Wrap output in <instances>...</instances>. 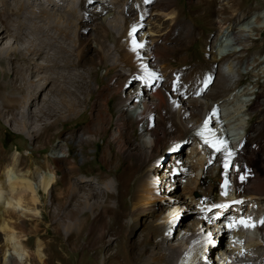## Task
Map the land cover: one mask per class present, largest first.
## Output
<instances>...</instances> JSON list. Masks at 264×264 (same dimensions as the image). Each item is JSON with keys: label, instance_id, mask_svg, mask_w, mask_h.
Returning a JSON list of instances; mask_svg holds the SVG:
<instances>
[{"label": "bare ground", "instance_id": "6f19581e", "mask_svg": "<svg viewBox=\"0 0 264 264\" xmlns=\"http://www.w3.org/2000/svg\"><path fill=\"white\" fill-rule=\"evenodd\" d=\"M49 1H52V4H45L42 0H36L34 7L24 9L19 0H0V4H2L0 14L3 15V18L16 23L17 29L23 31V26L19 24V20L27 15L40 17V8L45 13L64 14L66 12V7L56 6L62 4L60 0ZM105 1L81 0L80 3L84 13L87 10L86 8H91L97 13L96 16L98 15V18L102 20L106 17V12L110 13L111 11V6ZM175 1L144 0L141 7L138 5L131 7L124 13L126 17L121 18L118 22L116 21L117 24L113 26L114 28L112 27L116 41H119L120 36L126 32L131 38L134 34L133 29H136L137 25H155L158 28L154 21L161 15L153 11V7L156 6L162 11L160 14L167 10L164 15L169 16V21L173 25H178L182 18H184L183 20H189L190 18L179 15V9L173 8ZM199 3L200 6L192 11L195 14L192 21L199 19L204 27L214 29L215 34L206 35L201 30L192 32L190 20L186 23L183 21L185 23L183 27L184 35L192 40L199 39L200 52L193 61V55L186 56L183 59V61L189 62L183 77L179 75L180 72H174L173 77L169 78L166 77L163 71L167 72V67L170 69L172 65L169 62L168 64L162 62L165 61L167 51L174 48L170 45L168 47L169 43L166 45L165 42H160V39L163 40V35H161L162 33L156 34L159 30H152L153 26L148 27V31H155L154 35H158L157 37H149L150 40L145 45V50L149 53L143 59L141 58L142 63L147 65L148 69H143L145 66L140 69V75L133 78V84L128 90L129 92L134 90L137 94L141 87L140 83H143L151 95V101L146 103L145 100L140 99V103H138L130 98L120 100L118 104L120 112L115 120L117 130L113 134L114 139L118 140L117 144L122 139L120 133L123 129H125V135H129L130 119H132L133 113L129 112L128 114L124 108L136 106L138 119L140 121L145 119L139 124L140 141L131 142L130 145L133 149L124 153L126 155L131 154L139 161H145L153 155L155 150L161 147L164 153L160 164H165L168 160V151H164V149L166 150L165 143L173 142L175 156L178 157L175 164H183L184 154L191 151L196 154L202 151L206 162L209 163L208 166H205L206 171L214 176L221 175L220 181H222V184L219 187L221 200L215 206L206 204L203 208H199L200 210L196 211L197 223L201 222L202 224L189 235H181L182 227L180 228L179 224L182 220L180 219L185 213H188V209L183 206V202H179L180 200L177 199L180 196L179 194L184 193L186 196L191 197L194 191H201L200 200H206L212 189L207 186V189L201 190V185L204 182V178L200 177L201 173L199 176V173L193 175L191 172V178L181 180L180 175L182 172H180V168L172 164V169H168L170 172L168 173L169 177L163 176L162 178L171 181V183L166 184L169 187L168 192L175 194V196L168 197L169 202L165 209L167 214L163 215H169V218H173V225L166 226V221L169 218L164 217L159 225H152L150 229L147 226H143L144 228L138 230L136 227L130 228L128 238L132 239V235L135 233L134 240L148 244V236H160L167 229L169 236L172 233L176 235L177 239L166 240L168 246H161V243L157 242L160 246L156 245L155 250L149 249L147 256L143 258L141 263V260H137L138 263L192 264L196 261L200 262L202 259L206 260L204 252L210 253V249L214 246L217 247L218 235L212 233L211 230L220 229L215 223H223L228 226L229 232L232 234L229 235L228 233L230 245H228L227 251H224L223 248H215V251L219 250V256L224 259L226 256L229 257V254L231 259L233 258L231 261L240 262L241 264H264V223H261L264 220V79L258 83L257 89L253 90V97H250L247 101H242L240 93H247L249 89L244 88L242 91L236 92L233 91L232 86L240 80L236 78L239 71L242 68L246 69L249 64L257 62L259 58L256 56L249 58L248 55L244 57V52L247 50L248 44L256 40L261 34L264 20H262L263 24L258 25L256 23V26L248 28L242 22L244 14L238 11L235 0H199ZM11 12L16 13L18 18H10L9 14ZM256 18H260V16L257 15ZM96 20L97 18L94 19V21ZM28 26L32 29L38 28L36 22H29ZM5 27L9 26L5 25ZM250 30H254L255 33L251 34ZM26 32H24L25 35L22 40H11L12 38L16 39L15 32L14 35L11 34L12 32L5 33L7 36L4 35V39H10L11 44L17 41V43L28 44V47L31 48L24 50L26 51L25 54L22 52L25 57L24 61L16 69L2 64L4 60H7L6 55L13 53L12 46L6 45L0 50V71L1 74L2 71L4 73L3 80L0 82V114L6 116L5 118L8 120L11 119L14 127L27 129V136L32 142L30 147H35L39 145L40 135L42 137L44 128H42V132L39 129V131L30 133L28 126H38L40 113L41 116L46 117V113L53 111L55 105L58 104L40 89V77L46 66L40 65L39 60L43 56L39 50L34 48L33 41ZM86 39L88 43V38ZM165 39L167 40V38ZM227 39H230L231 42ZM223 42H227V50H221L220 47ZM259 51V53H263L262 50ZM47 59L48 56H44V62ZM111 61L114 62V59H111ZM182 64L184 65V62ZM162 80L167 81L168 90L171 91L174 97L169 101L165 98L163 92L159 90L164 86ZM157 109L160 111V116L166 119L169 124L168 127L164 126L167 127L166 131L163 129L161 133H159L161 124H157L158 120L153 115ZM252 113H254V119L251 117ZM52 123L54 122L52 121ZM154 123H156L155 129L152 127ZM120 124H122V127ZM97 125L98 121L96 120L95 127ZM194 131L196 134H194ZM186 133H190V137L197 142L192 148L184 144L183 136ZM47 141L48 139L44 140V142ZM40 147H44V144H41ZM67 151V140L55 139L37 164L30 162L27 168L22 169L19 166L22 161L19 159V155L12 153L9 156L0 146V230L5 234L1 243L3 249L1 251L2 264H18L16 259L10 256L8 250H12L16 257H19V260L24 257L22 256L23 245L21 240L14 236V223L16 222L12 221V217H10L12 212L18 215L20 213L10 207L14 209L19 207L24 212L26 211L24 209H28L24 206L28 201L33 204L40 201L41 208L46 207L38 196L39 190L42 194H49L51 205L48 208L53 211V214L49 217L46 210L40 209V223L42 221L41 214L44 213L49 217L55 229H64L67 232L66 238L72 239L73 244L78 245L76 238L86 225L89 213L94 211L92 205L94 201L92 200L97 197L94 195L96 193L94 186L85 179L86 177L74 174L72 170L73 160L69 157L70 154ZM22 153L26 154L23 157L25 161L32 152L26 149ZM195 159L204 168L202 158L197 156ZM63 163H68L65 169L61 167ZM58 169L62 170L59 174H57ZM138 178L135 180L130 193L132 208L129 211L130 217H137L136 220L144 211V207L141 205L146 206L148 209L147 214H152V205L155 204L157 199L154 194L155 187L150 184V181L147 178ZM156 180H158V177ZM179 181L181 182V191L176 190L174 186H170ZM127 183L125 178H121L117 190L114 193L105 194L106 197L113 196L115 198L116 204L114 206L121 203L124 195L121 187L123 185L127 186ZM90 192H93L92 195H90ZM142 197L145 198V202ZM97 201L102 200L97 199ZM105 203L106 200L104 199L103 204ZM210 214L216 216V220H211ZM98 216L97 211L96 215L93 216V220H97ZM20 217L22 216L20 215ZM249 218L253 221L254 228H256L255 232L251 229L250 231L254 232L255 235H249L247 227L245 228L239 223V221ZM208 219L211 220V223ZM25 221V218H21L17 225L23 226ZM91 227H89V230ZM103 230L104 224H101L98 233L101 234ZM252 232L251 234H253ZM111 235L113 236V234ZM117 237L115 238L116 257L113 259V264H131L128 258L129 250L123 247L124 240L121 237H118L117 240ZM169 241H172L173 244L169 245ZM35 255L42 260L39 248L35 251ZM251 260H254V263ZM231 261L227 260L225 264L231 263Z\"/></svg>", "mask_w": 264, "mask_h": 264}, {"label": "rangeland", "instance_id": "374dc122", "mask_svg": "<svg viewBox=\"0 0 264 264\" xmlns=\"http://www.w3.org/2000/svg\"><path fill=\"white\" fill-rule=\"evenodd\" d=\"M42 1L45 4H52V1L49 0ZM60 1L62 4H57L56 6L66 7L67 10L64 14L52 12L45 13L43 9L40 8V17L36 18L34 15H27L19 20V24L23 26V31L17 29L16 23L3 18V15L0 14V50L6 45H11L12 50H14L13 53L6 55L7 60H4L2 64L16 69L20 66V63L24 61V52H26L24 50L30 47H28V44H23L21 42L17 43V41V44H11L10 39H4V37L7 36L5 33L12 32L11 34L14 35L15 32L16 39L12 38L11 40H22L24 39V32L27 31L26 33L33 41L32 44L34 48L39 50L43 56L39 60L40 65L43 64V66H46V69L40 77V89L43 90L50 99L53 98V101L58 104L55 105L56 107H54L55 109H53V111L46 113V117L41 116L40 113L38 126H28L30 133L39 131V129H41L42 132V128H44L42 137L40 135L39 145L35 147H30L32 142L27 136V129L23 130L14 127L11 119L8 120L5 118L6 116L0 114V146L9 156L12 153H17L19 159L22 160L19 166L25 169L30 162L37 164V162L43 158L55 139L61 141L62 139L67 140V152L70 154L69 157L73 160L72 170L74 174H77V176L84 175V177H86L85 179L94 186V191L96 192L94 195L97 198L92 200L94 201L92 203L94 211L89 213L86 225L76 238L78 245H74L72 239L66 238L67 232H65L64 229H55L52 226L49 217L53 214V211L48 208V206L51 205L49 194H42L40 190L38 193L39 198L45 203L46 207L41 208L40 201L34 204L31 201L25 203L24 206L28 209H24L26 210L24 212L19 209V207L16 209L10 207L22 216L20 217V215L13 212L10 215V217H12L11 220L16 222L14 223V236L21 240L23 245L22 256L24 257L19 260V257H16V254L13 253L12 250L8 251L11 254L10 256L14 257L18 264H31L33 262L36 264H113V259L116 257L115 238L118 236L124 240V249L129 250L128 258L131 264H139L137 260H141V263L143 258L147 256V251L149 249L155 250L157 248V242H160L161 246H168L166 240L177 239L176 235L172 233L171 236H169L167 229L164 231V234L160 236L155 237L149 234L148 244H143L142 241L134 240V237H136L135 233H133L132 239L128 238V231L130 228L136 227L138 230L144 228L143 226H147V228L149 227L148 229H150L152 225H159L164 217L166 219L169 218V215H163L167 214L165 209L169 202L168 197L175 196V194L168 192L169 187H167L166 184L171 183V181L163 179L162 177H169L168 173L170 172L168 169H172V164L180 168V172H182L180 175L181 180H184V178H191V172L193 175L199 173V176L201 173L200 177L204 178L201 190L207 189V186L212 189V191L208 193L209 196L206 200H200L202 195L201 191H194L191 197L186 196L184 193L179 194L180 196L177 199L180 200L179 202H183V206L188 209V213H185L182 218L180 217V220L183 222L180 221L179 224V227H182L180 231V233H182L181 235H189L202 224L201 222L197 223L196 217L197 212L201 208L206 204L215 206L219 200H221L219 193V187L222 184V181H220L221 175L214 176L206 171L205 166H208L209 163L206 162L202 151L196 154L193 151L184 154V158H182L184 163L175 164L178 157L175 156L173 142L165 143L166 150L164 149V151H168V160L165 164H160L164 153L161 147L155 150L153 155L148 157L145 161H139L131 154V156L126 155L129 150L133 149L130 145L131 142L135 143L137 140L138 142L140 141L139 124L142 120H145L142 119L140 121L138 119L136 115V106L124 108L128 114L129 112L133 113L132 119H130L131 125L130 131L128 132L129 135L127 134L128 137L125 135V129H123V132L121 131L120 133L122 137L120 142L117 144L118 140L114 139L113 133H116L117 130L115 120L120 112L118 106L119 101L127 98L133 99L138 103H140V99L145 100L146 103L151 101V95L143 83H140L141 87L137 94H135L136 92L134 90L129 92L128 88L133 84V78L136 75H140V69L143 66H145L143 69H148V66L142 63V59L149 53L145 50L146 42L150 40L149 37L158 36L154 35L155 31L147 30L148 27L153 25H137L136 31L133 32L134 34L131 38L126 32L120 36L119 41H116L113 30V26L117 24L115 22L126 17L124 13L127 10L135 5L141 7L144 0H106L105 2L111 6V11L110 13L106 12V17L102 20L98 18V15L96 16L97 13L91 8H86L87 10L84 13L80 3L81 0ZM19 2L23 5L24 9H30L36 5V0H19ZM235 2L238 6V11L244 14L242 22L248 26V28L256 26V23L258 25L264 23H262V20H264V0H235ZM1 5L2 4H0V6ZM199 6V0H176L173 4V8L179 9L180 16L187 17L188 19L190 18L192 32H199L201 30L206 35L215 34L214 29L204 27L199 19L192 21V19L195 18V14H193L192 11L196 10ZM153 11L161 15V17H158L159 19L157 18L154 21V23L158 25V28L154 25L152 30H159V32L156 31L158 32L156 34L162 33L161 35L164 36H162L163 40L160 39V42L163 41L162 43L165 42L166 45L169 43L167 46L174 48H170L171 50L169 49L167 51L165 61L162 62L163 64H168L169 62L172 66L170 69L167 67L168 71H163V73H165L166 77L168 76L171 78L174 72H180L179 75L183 77L185 71H187V64L189 63L188 61H183V59L186 56L193 55V61L198 57V53L200 52L199 39L192 40L184 35L183 27L186 21L189 20H183L184 18H182V21H180L178 25H173L172 22L169 21V16L164 15V12L167 10H165L163 14H160L162 11L156 6L153 7ZM257 15H259L260 18H256ZM9 17L13 19L18 18L17 14L14 12H11ZM96 18L97 20L94 21ZM29 22H36V27L38 28H30L28 26ZM5 25L9 27H5ZM250 31L251 34L255 33L254 30ZM28 32L33 34L30 35ZM260 33L261 34L256 40L248 44L247 50L244 52V57L247 55L249 58L255 56L259 57L257 62L249 64L246 69L242 68L239 74L236 75V78L240 80L232 85L233 91L236 92H240L244 88L249 89V93H240L242 101H247L250 97H253V90H256L258 83L264 79V25ZM86 38H88V43L86 42ZM165 38H167V40ZM227 40L231 42L230 39ZM136 44L143 46L136 47ZM161 44H159V46H161ZM227 47V42H223L220 48L221 50H227ZM259 50H262L263 53H259ZM44 56H48L46 62H44ZM104 57H107L106 60ZM111 59H114V62H112L113 60L111 61ZM183 62L185 66L182 64ZM102 67L107 71L105 75L100 74V69ZM3 76L4 73L2 71L0 82L3 80ZM162 83L164 86L159 90L163 92V95L168 101L173 99L174 97L166 85L167 81L162 80ZM158 111L157 109L153 115L154 118L158 120L157 124H161L159 128V133H161L163 129L166 131L169 124L166 119L160 116V111L159 113ZM251 117L254 119V113H252ZM96 120L98 121L97 127H95ZM52 121L54 123H52ZM161 121L163 122L160 123ZM155 124L156 123L152 125L154 129L156 128ZM120 126L122 127V124H120ZM33 134L35 135V133ZM194 134H196L195 131ZM183 138L184 144L191 148L197 144V142L190 137V133H186ZM46 139H48V141L44 142ZM41 144H44V147H40ZM77 148L78 151L76 152ZM26 149L29 151L31 150L32 153L28 155L24 161L23 157L26 154L22 153V151ZM197 156L202 158L204 168L200 166L195 159ZM67 166L68 163H63V165H61L62 169H65ZM61 171L62 170L58 169L57 174ZM139 176L147 178L150 184L155 187L154 194L157 199L155 204L152 205L151 212L153 213L147 214L148 209L142 204L141 206L144 207V211L142 215L139 216V219L136 220L137 217L131 218L129 215V211L132 208L130 193L133 189V184H135V180ZM157 177L158 180H156ZM121 178H125L128 183L127 186L123 185L121 187L122 191H124L121 203L118 206H114L116 204L115 198L113 196L106 197V195L107 193H114L117 190ZM170 186H174L178 191L182 190L180 181ZM92 193L93 192H90V195H92ZM97 199L102 201L98 202ZM104 199L106 200L105 204H103ZM142 200L145 202L144 197H142ZM40 209L43 211L46 210L49 216L42 213L41 223ZM97 211L99 216L97 220H93V216L96 215ZM209 217L211 220H216V216H213V214H210ZM21 218H25L26 220L23 226L17 225V222H19ZM208 220L211 223V220ZM245 221L254 225L250 218ZM210 223L208 224L211 225ZM101 224H104V230L100 234L98 233V229ZM216 224L220 229L211 231L218 235L216 240L217 247L214 246V248L210 249V253L204 252L206 260L202 259L200 262L196 261L192 264H225V261L233 260L229 254V257L226 256L222 259V256H219V250L215 251V248H223L224 251H227L228 245H230L229 235L232 234L225 224L215 223V225ZM169 225H173V218H169L166 221V226ZM90 226L92 227L89 230ZM243 227L245 226L243 225ZM254 227H247L249 235H255L254 232L256 228ZM250 229L252 231L254 230V232L250 231ZM251 232L253 234H251ZM111 234H113V236ZM4 235V232L0 230V264H2L1 251H3V249L1 243L3 242ZM170 244H173V242L169 241V245ZM37 248H39L42 254V260L38 259L35 255ZM251 262L254 263V260H251ZM226 264L241 263L231 261V263L228 262Z\"/></svg>", "mask_w": 264, "mask_h": 264}, {"label": "snow or ice", "instance_id": "6c2138e0", "mask_svg": "<svg viewBox=\"0 0 264 264\" xmlns=\"http://www.w3.org/2000/svg\"><path fill=\"white\" fill-rule=\"evenodd\" d=\"M135 31H136V29H133V32H135ZM134 43H135V41H134ZM135 46L136 47H142L143 45L136 44ZM205 142H207V141H205ZM239 223L243 224L245 227H254V225L249 224V222L245 221V220H241V221H239ZM261 223H264V220H262Z\"/></svg>", "mask_w": 264, "mask_h": 264}, {"label": "built area", "instance_id": "2783aa9c", "mask_svg": "<svg viewBox=\"0 0 264 264\" xmlns=\"http://www.w3.org/2000/svg\"><path fill=\"white\" fill-rule=\"evenodd\" d=\"M106 69H104V67H102L101 69H100V74L101 75H105L106 74Z\"/></svg>", "mask_w": 264, "mask_h": 264}, {"label": "water", "instance_id": "95a60500", "mask_svg": "<svg viewBox=\"0 0 264 264\" xmlns=\"http://www.w3.org/2000/svg\"><path fill=\"white\" fill-rule=\"evenodd\" d=\"M0 76H1V71H0Z\"/></svg>", "mask_w": 264, "mask_h": 264}]
</instances>
